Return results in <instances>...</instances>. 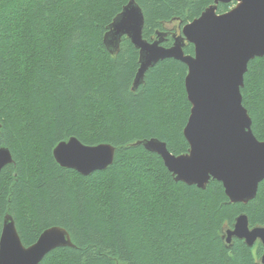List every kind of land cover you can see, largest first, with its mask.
<instances>
[{
	"label": "trees",
	"instance_id": "1",
	"mask_svg": "<svg viewBox=\"0 0 264 264\" xmlns=\"http://www.w3.org/2000/svg\"><path fill=\"white\" fill-rule=\"evenodd\" d=\"M136 2L145 17L143 38L153 42L158 33H167L165 47L173 45L174 33L214 4V0ZM128 3L120 0L114 8L102 5L77 10L72 0H8L0 8V28L6 41L14 40L21 28L31 33L36 55L30 75L20 86L35 91L44 118L51 122L48 128L41 127L35 139L29 136L28 151L21 152L19 160L13 155V163L0 173V237L7 215L14 218L26 246L37 242L54 221L70 233L75 248L57 249L41 264H143L145 253L132 242V233L124 224L130 217L117 219L111 215V203L107 199L102 203L93 195V180L103 182L104 175L91 178L62 168L52 152L45 151L47 140L56 131L57 116L68 123L72 113L94 110L99 100L110 114L127 120L123 129L119 119L113 125L116 162L138 160L177 189L180 199L174 206L175 220L189 246L188 264H262L263 245L249 247L238 238L228 244L226 234L241 215L248 216L251 228L264 226V182L254 200L232 204L222 183L211 180L205 190L177 183L158 154L142 145L137 147L138 142L157 138L175 155L188 153L190 146L182 133L191 104L184 63L174 59L159 62L134 91L139 50L128 37L122 38L117 52L112 54L107 49V25ZM235 5L220 4L218 12H228ZM194 50L192 44L184 48L186 55H194ZM249 70L255 90L264 89V57L252 60ZM5 71L10 72V67ZM157 85L160 101L150 105ZM131 105L140 111L133 115ZM153 122L158 125L155 131ZM167 126L171 130L161 135ZM19 133L15 122L5 121L0 127V143L9 138L15 141Z\"/></svg>",
	"mask_w": 264,
	"mask_h": 264
},
{
	"label": "snow or ice",
	"instance_id": "2",
	"mask_svg": "<svg viewBox=\"0 0 264 264\" xmlns=\"http://www.w3.org/2000/svg\"><path fill=\"white\" fill-rule=\"evenodd\" d=\"M7 2L8 0H0V8ZM50 2L55 3V0ZM72 2L77 10H89L102 5L114 8L120 0H72ZM137 12L136 0H129V3L123 6V12L107 25L109 32L104 43L109 50L113 43H119L121 36L134 34L132 18ZM202 23L203 20L192 23L189 32L186 33L188 39L192 38L195 45L201 39ZM256 47L251 36L238 37L223 83L211 77L204 80L198 71L192 81V99L188 91L189 77L187 78L191 108L182 134L187 138L189 125L195 113L196 124L193 126V138L197 145L195 154L188 138L187 142L191 145L190 153L176 158L169 155L165 143L144 144L149 152L163 155L168 169L177 174L179 179L208 167L196 129L203 117L211 116L214 98L223 97L226 101L229 142L241 147L243 153L218 163L220 166L227 164L236 170L235 176L226 177L234 190L247 186L255 188L264 182V172H261L251 160L264 155V89L259 92L255 90L249 70V63L252 60L257 56L264 57L255 50ZM35 55L36 50L30 32L21 28L15 33V39L9 42L5 40L4 32L0 28V127H3L5 121H10L15 122L20 129L15 141L9 138L7 142L0 143V172L6 164L13 163V155L19 160L21 152L28 151L26 142L29 136L35 139L41 127L48 128L51 124L44 118L42 105L35 91L29 92L20 86L32 71ZM145 55L151 57L153 53L149 50ZM237 66L239 71L236 70ZM9 67L11 71L6 72L5 69ZM159 101L160 85H157L148 103L154 105ZM95 103L97 106L94 110L72 113L68 123L57 116L56 131L47 140L45 151L50 150L55 160L65 165L67 169H74L91 178L97 177V174L104 175L103 182L95 183L93 180V195L102 203L107 199L112 205L111 215L117 219H123L125 215L130 217V222L125 220L124 224L132 233V242L138 243L145 253L143 264H188L189 246L186 245L184 233L175 220L174 206L180 199L177 189L162 182L158 171L146 169L138 160L120 164L116 162V141L111 138L113 125L119 119L120 128L123 129L127 120L110 114L101 101ZM143 103L141 100V104ZM130 107L133 115L140 111L135 105ZM157 127V123L153 122V131ZM170 130V126L165 127L161 130V135H166ZM214 174H217L216 171ZM50 223L53 229L57 227L54 221ZM56 235L55 231L49 230L31 252L17 248L18 258L26 261L33 251L54 239ZM14 240L16 242L15 237ZM11 246L12 240L0 239V258L4 257L6 251L11 250Z\"/></svg>",
	"mask_w": 264,
	"mask_h": 264
},
{
	"label": "water",
	"instance_id": "3",
	"mask_svg": "<svg viewBox=\"0 0 264 264\" xmlns=\"http://www.w3.org/2000/svg\"><path fill=\"white\" fill-rule=\"evenodd\" d=\"M232 2H236V5L230 11L225 13L218 12L220 4H230ZM136 7L138 12L132 18V23L135 26L134 34H125L124 36H121L119 38V43H113L111 50H109L108 46L105 44L107 49L113 54L119 50L122 38L128 37L139 50L140 67L134 81V91L144 83L145 75L150 68L155 67L159 62L168 59H174L187 65L188 75L186 77L185 85L187 91V78L189 77L188 91L190 99H192L193 77L196 76L198 71L200 72L201 78L204 80L211 77L213 80L223 83L229 63L233 58L237 46V39L241 35L251 36L254 43L257 45L255 50L258 51L259 54L264 55V0H214V4L207 8L199 18L186 24L182 28L180 35L174 36V43L171 47H165L163 45L167 33H158V38L153 42H149L143 38L145 17L137 2ZM199 20H203L201 25V39L197 41L195 45L193 39H188L186 33L189 32L192 23ZM187 44H192L194 46V55L185 54L184 48ZM149 50L152 51L153 55L151 57H146L145 54ZM256 58L262 57L257 56ZM197 61H199V63ZM236 70H240L239 66H237ZM190 99L188 96L189 102ZM195 124L196 115L194 113L192 123H190L187 133V138L190 144H192L194 154L197 148L193 138V126ZM196 133L200 137L201 147L208 165L207 168L196 170L188 174L184 179H179L177 174L168 169L163 155L156 153L163 159L166 168L173 175L175 181L177 183H185L189 186H197L198 188L205 190L211 180H216L223 184L230 203L247 204L254 200L257 197L262 182L255 188L247 186L234 190L229 183V179H226V177L231 178L235 176L236 170L229 167L227 164L220 166L218 163L220 161L233 159L243 153L241 147L232 145L229 142L226 101L223 97L214 98V107L211 116H205L201 119L199 127L196 129ZM187 138L185 137L186 140ZM154 142L165 143L157 138H153L138 142L137 145L139 144L144 147L145 143ZM190 144L188 153H190L191 150ZM166 148L169 155L174 158L184 155L173 154L168 149L167 144ZM251 160L261 172H264V155L257 158H251ZM56 162L62 168L67 169L65 165L60 164L58 161ZM11 164H6L5 167ZM215 171L217 174H214ZM76 172L83 175L78 171ZM49 230H53L57 233L54 239H50L41 248H37L33 251L31 256L27 257L26 261L18 258L16 251L17 248L22 249L24 252H31V249L37 245L39 240L46 235ZM14 237L16 238V242ZM226 237L228 244H231L233 238H238L244 240L249 247H253L258 240H260L264 246V227L251 228L248 216L241 215L237 218L235 227L227 232ZM3 238L6 241L12 240V246L11 250L6 251L4 257L0 258V264H41L51 252L57 249L67 247L75 248L70 233L65 228L59 226L55 229L52 227L46 229L40 235L37 242L31 246H26L20 237L15 220L11 215L5 217L0 239ZM262 264H264V255L262 257Z\"/></svg>",
	"mask_w": 264,
	"mask_h": 264
},
{
	"label": "flooded vegetation",
	"instance_id": "4",
	"mask_svg": "<svg viewBox=\"0 0 264 264\" xmlns=\"http://www.w3.org/2000/svg\"><path fill=\"white\" fill-rule=\"evenodd\" d=\"M181 30H182V29H181ZM181 30L178 31L177 33H174V34H173V38H174L175 35H180ZM263 227H264V226H263ZM259 245H263L262 242H261L260 240H258V241L256 242V244H255L253 247H258Z\"/></svg>",
	"mask_w": 264,
	"mask_h": 264
}]
</instances>
